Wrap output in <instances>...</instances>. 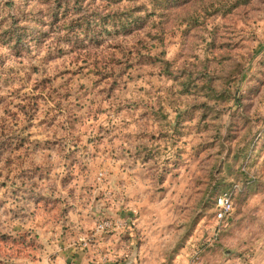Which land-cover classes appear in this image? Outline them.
<instances>
[{
    "label": "rangeland",
    "instance_id": "374dc122",
    "mask_svg": "<svg viewBox=\"0 0 264 264\" xmlns=\"http://www.w3.org/2000/svg\"><path fill=\"white\" fill-rule=\"evenodd\" d=\"M84 212L134 264H264V0H0V264H43Z\"/></svg>",
    "mask_w": 264,
    "mask_h": 264
},
{
    "label": "crops",
    "instance_id": "0c3cea01",
    "mask_svg": "<svg viewBox=\"0 0 264 264\" xmlns=\"http://www.w3.org/2000/svg\"><path fill=\"white\" fill-rule=\"evenodd\" d=\"M79 223L85 231L78 235V240L71 242L63 241L64 239L52 240L43 264H134L133 253L126 250L128 247L122 248L119 243L116 245L118 235L126 231V228H118L104 235L93 236L96 224L87 218L86 212L81 214ZM89 227L92 230H88ZM186 248L183 255L177 258L176 264H188L192 249ZM206 263L210 261L206 260Z\"/></svg>",
    "mask_w": 264,
    "mask_h": 264
},
{
    "label": "built area",
    "instance_id": "2783aa9c",
    "mask_svg": "<svg viewBox=\"0 0 264 264\" xmlns=\"http://www.w3.org/2000/svg\"><path fill=\"white\" fill-rule=\"evenodd\" d=\"M244 188L240 184H234L231 188L221 192L215 200V221L217 228L212 236L206 241V244H213L220 238V233L228 224L235 210V196L243 191ZM125 225L121 222H113L111 219L101 220L93 233L95 235H104L118 228H124ZM188 264H205L202 258V250L193 249L188 257Z\"/></svg>",
    "mask_w": 264,
    "mask_h": 264
},
{
    "label": "trees",
    "instance_id": "16d2710c",
    "mask_svg": "<svg viewBox=\"0 0 264 264\" xmlns=\"http://www.w3.org/2000/svg\"><path fill=\"white\" fill-rule=\"evenodd\" d=\"M120 0H113V2H119ZM152 1H156V2H158V1H162V0H152ZM172 2H175V1H177V0H171ZM170 3V0H163V3ZM78 3V2H77ZM160 4V3H159ZM80 7H81V5H80ZM62 7H59V10L61 9ZM82 8V7H81ZM162 8V7H161ZM94 13H96V11H94ZM118 15V13H113V18L114 17H117V15ZM92 18H93V23L94 24H96V18H97V16L96 15H92ZM100 19V18H99ZM102 20L100 19V22H101ZM104 21V20H103ZM104 22H106V21H104ZM91 23V21H89V20H87V19H79L78 20V23H76L77 25H76V29H79V31H77V34H75V37H76V41H80L81 43H83L84 41L86 42V41H89L90 40V37H89V28H88V25ZM98 26V25H97ZM96 26V27H97ZM96 30H98V27L96 28ZM97 32V31H96ZM25 36L26 35H22L21 33H18L17 34V36H16V41H18L19 42V44H21L22 42H24L25 41ZM96 36H97V34H96ZM100 36V35H99ZM96 40H99V39H97V37H96ZM249 185V183H248V181L247 182H245L244 183V186L246 187V186H248ZM226 190V189H225ZM225 190H221L219 193H217L216 194V196L214 197V200H213V206H214V217H215V200H216V198L218 197V195L221 193V192H223V191H225ZM246 190H247V188H246ZM127 229V228H126ZM126 233L127 234H129V228L127 229V231H126Z\"/></svg>",
    "mask_w": 264,
    "mask_h": 264
}]
</instances>
